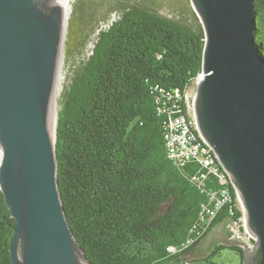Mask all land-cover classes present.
Segmentation results:
<instances>
[{
    "label": "trees",
    "instance_id": "trees-1",
    "mask_svg": "<svg viewBox=\"0 0 264 264\" xmlns=\"http://www.w3.org/2000/svg\"><path fill=\"white\" fill-rule=\"evenodd\" d=\"M190 1L195 23L144 0H117L118 17L99 28L61 94L58 183L69 224L93 264L212 263L226 248L243 264L244 249L235 244L218 243L199 255L221 224L238 222L245 231L234 186L215 174L199 181L195 176L205 171L199 162L182 164L168 154L169 121L189 117L185 93L202 73L206 36ZM255 9L264 55V0H255ZM69 33L71 57L88 36L72 20ZM224 187L230 200L212 217L202 214V205ZM15 225L0 190V264H12Z\"/></svg>",
    "mask_w": 264,
    "mask_h": 264
},
{
    "label": "water",
    "instance_id": "water-1",
    "mask_svg": "<svg viewBox=\"0 0 264 264\" xmlns=\"http://www.w3.org/2000/svg\"><path fill=\"white\" fill-rule=\"evenodd\" d=\"M205 31L194 113L228 174L264 264V55L255 0H191ZM67 24L58 0H0V190L16 220L12 264H93L78 242L58 183L51 106ZM64 44V45H63ZM220 241V243H221Z\"/></svg>",
    "mask_w": 264,
    "mask_h": 264
},
{
    "label": "rangeland",
    "instance_id": "rangeland-1",
    "mask_svg": "<svg viewBox=\"0 0 264 264\" xmlns=\"http://www.w3.org/2000/svg\"><path fill=\"white\" fill-rule=\"evenodd\" d=\"M149 6H152L158 9L160 12L175 17L180 18L184 21H188L190 23H195L196 18L193 16L189 4H187L186 0H144ZM117 0H70V5L68 7L69 17L67 21V30H66V39H65V48H64V56H63V66H62V77L60 81V89L57 99V113L60 108V97L62 92L64 91L66 85L70 81V76L73 73V69L79 64V62L86 58L90 53L92 48V42L99 30V28L106 27L108 25V18L114 19L118 17L119 12L115 10V4ZM191 4V1H190ZM192 5V4H191ZM117 8V6H116ZM94 16L92 20V26H86L87 20L91 19L90 16ZM78 22L80 29H87L88 39L86 42L71 54L69 57L66 54V45L67 40H69V23ZM196 88V87H195ZM195 92V89H194ZM244 218V217H243ZM244 221V219H243ZM233 223H224V225L218 228L214 233L210 234L203 242L202 246L199 250V255L204 256L205 254H209L212 249L220 243L222 239H226L225 235L229 237L228 240H232V230ZM225 237L223 238L222 235ZM248 234V233H247ZM253 237L248 234V238ZM235 241V240H234ZM251 241V240H250ZM225 242V241H221ZM192 256L190 255V258ZM203 264H241V259L239 254L231 249H223L219 255H217L212 263H208L206 261L202 262Z\"/></svg>",
    "mask_w": 264,
    "mask_h": 264
},
{
    "label": "built area",
    "instance_id": "built-area-1",
    "mask_svg": "<svg viewBox=\"0 0 264 264\" xmlns=\"http://www.w3.org/2000/svg\"><path fill=\"white\" fill-rule=\"evenodd\" d=\"M195 89V88H194ZM194 89L185 93V100L187 106V112L189 117L181 114L172 118L169 121L168 131L166 133V143L169 157L184 164L185 162L194 159L199 162L205 171L199 172L195 178L199 181H203L209 174L218 175L222 182L227 183V176L224 173V169L218 162L216 155L211 149L209 144L203 143V138L199 133L198 136L194 133L193 127L198 131L197 126H193L191 121V112L194 110ZM199 132V131H198ZM230 194L227 187L220 189L218 192H213L208 203L202 205V214L213 216L228 200H230ZM245 227V226H244ZM236 230L239 236L243 240L247 241L249 245H252L248 238L247 230H241V224L233 222L232 230ZM232 232V237L235 236V231ZM235 241L237 238H233Z\"/></svg>",
    "mask_w": 264,
    "mask_h": 264
},
{
    "label": "bare ground",
    "instance_id": "bare-ground-1",
    "mask_svg": "<svg viewBox=\"0 0 264 264\" xmlns=\"http://www.w3.org/2000/svg\"><path fill=\"white\" fill-rule=\"evenodd\" d=\"M58 1L60 3L61 9L63 11L64 17H65V25H66L67 21H68V17H69L68 7L70 5V0H58ZM63 56H64V46H62L61 53H60L59 67H58V80H57L56 90H55V94H54L52 106H51V125H52V129H53V135L55 134V128H56L57 108H58L57 99H58V94L60 92L59 89H60V81H61V77H62ZM195 90H196V88H195ZM194 99H195V92H194ZM191 121H193V126H197V121H196L194 110H193V112H191ZM203 143L208 144L204 139H203ZM0 158H1V152H0ZM224 173L228 177V174L225 172V170H224ZM243 223H244V221H243ZM247 233H248V231H247ZM249 240H251V243H253V241H254L253 239H251V237H249Z\"/></svg>",
    "mask_w": 264,
    "mask_h": 264
},
{
    "label": "crops",
    "instance_id": "crops-1",
    "mask_svg": "<svg viewBox=\"0 0 264 264\" xmlns=\"http://www.w3.org/2000/svg\"><path fill=\"white\" fill-rule=\"evenodd\" d=\"M224 224H221L220 226H218L212 233H214L218 228L222 227ZM227 239H229V237L227 235H225ZM224 238V237H223ZM232 241V240H231ZM221 243H225V242H221ZM226 244V243H225Z\"/></svg>",
    "mask_w": 264,
    "mask_h": 264
}]
</instances>
